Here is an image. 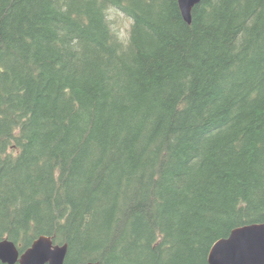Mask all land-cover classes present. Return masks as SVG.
<instances>
[{"label":"trees","instance_id":"1","mask_svg":"<svg viewBox=\"0 0 264 264\" xmlns=\"http://www.w3.org/2000/svg\"><path fill=\"white\" fill-rule=\"evenodd\" d=\"M261 223L264 0H0V242L209 264Z\"/></svg>","mask_w":264,"mask_h":264},{"label":"water","instance_id":"2","mask_svg":"<svg viewBox=\"0 0 264 264\" xmlns=\"http://www.w3.org/2000/svg\"><path fill=\"white\" fill-rule=\"evenodd\" d=\"M202 0H178L184 21L192 23V11ZM67 245H54L51 238L42 236L20 254L8 239L0 242L2 264H65ZM209 264H264V223L236 228L212 247ZM94 264V263H80Z\"/></svg>","mask_w":264,"mask_h":264},{"label":"rangeland","instance_id":"3","mask_svg":"<svg viewBox=\"0 0 264 264\" xmlns=\"http://www.w3.org/2000/svg\"><path fill=\"white\" fill-rule=\"evenodd\" d=\"M109 19L112 23L113 29L118 32L120 38L127 41L132 24L131 19L115 8L109 11Z\"/></svg>","mask_w":264,"mask_h":264}]
</instances>
